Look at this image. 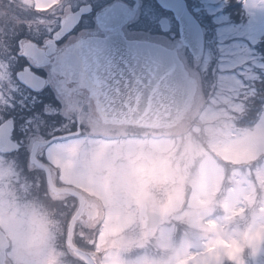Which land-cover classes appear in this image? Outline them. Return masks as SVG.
Segmentation results:
<instances>
[{
	"label": "rangeland",
	"instance_id": "rangeland-1",
	"mask_svg": "<svg viewBox=\"0 0 264 264\" xmlns=\"http://www.w3.org/2000/svg\"><path fill=\"white\" fill-rule=\"evenodd\" d=\"M81 1L99 7L110 0ZM186 1L201 18L202 21H199L205 36V50L200 61L194 60L187 46L179 50L180 58L199 84L192 107L178 124L168 130H158L162 131L160 138L94 141L88 146L89 151L97 147L94 153H99L100 165L96 164L94 169L110 171H127L134 167L133 161L144 158L161 145L168 147L176 156L199 150V163L193 166L195 176L193 169H189L184 181L174 184L163 197L172 212L162 215L164 223L154 231L146 228V218L142 213L133 212L123 202H106L100 219V244H111L110 238L115 237L119 249L105 251L96 264H264V103L253 126L237 124L241 115L247 114L248 105L253 103L251 99L264 95V0ZM74 2L0 1V47L17 32L11 29L16 23L27 27L40 25L42 28L57 25L66 11L76 7ZM238 3L241 10L231 13L227 10ZM163 10L165 8L157 0H140L135 30L141 32L135 34L141 37L146 30H159L158 20L166 15ZM7 27L9 30L6 32ZM160 33L159 38L164 42L173 44L181 41L172 30ZM102 126L104 131L115 129ZM126 130L128 127L120 126L115 131ZM210 134L224 137L223 143L220 146L209 145ZM77 145L72 143L62 148ZM123 146H126L124 153L115 151L119 157L112 155L113 148L122 150ZM68 157L65 155L58 161L64 163ZM93 171H80L77 177L73 174L70 181L77 179L76 185L85 189L90 200H101L103 197L92 187L91 181L84 179L86 173L90 175ZM214 192L229 194L220 220L209 218L208 208L205 207ZM241 192L250 193V209ZM150 194L153 197L157 195L155 192ZM29 208H32L31 204ZM29 208H24L22 213L24 222L29 219L25 213H49V209H40V213L35 214ZM249 211L251 223L248 222ZM229 217L242 218L246 226L225 227L224 222ZM10 220L11 232L24 234L21 241L16 237L18 248L12 253L16 262L10 259V264H34L31 246L25 242V233L19 229L20 226H14L13 217ZM52 224L50 233L54 230ZM58 224L56 231L59 234L64 232V227ZM187 226L193 231L185 232ZM176 241L180 242L181 250L175 258L164 255L176 250ZM246 248L249 249L247 253ZM62 257L65 264H76L68 254L62 253ZM46 261L47 257L44 264H47Z\"/></svg>",
	"mask_w": 264,
	"mask_h": 264
},
{
	"label": "flooded vegetation",
	"instance_id": "flooded-vegetation-1",
	"mask_svg": "<svg viewBox=\"0 0 264 264\" xmlns=\"http://www.w3.org/2000/svg\"><path fill=\"white\" fill-rule=\"evenodd\" d=\"M71 1H75L76 7L66 11L57 25L42 28L40 25L27 27L16 23L11 29L14 28L17 32L0 47V127L5 126L4 138L7 140L4 141V151L0 150V171L3 174L0 179V231L9 243L5 264H10V259L16 262L12 256L14 249L18 248L15 240L17 237L21 241L20 238L24 237L20 231L19 234L11 232L10 217L14 219V226H20L19 229L23 231L22 213L30 204L32 208L29 209L35 214L40 213V209H49L47 215L53 222L54 230L49 234L48 248L45 251L47 264H65L62 253L68 254L76 264H88L87 260L96 264L99 258H103L105 251L119 249L115 237L110 238L111 244H100L101 218L97 216L99 222L95 227L89 225L91 200L85 189L76 185L78 180L70 181L73 179L70 176L76 174L77 177L80 171L95 170V165H100L99 153H94L97 147L89 151L88 145L91 142L118 139L147 141L154 137L160 138L162 131L158 130L172 127H142L107 118L105 105L115 104L119 97L111 85H108L111 89L106 90L105 83L111 84L117 77L112 74L104 77V66L101 64L98 65L96 74L92 67L84 63L83 55L86 54L90 39L116 36L174 51L178 46L181 47L180 41L172 44L159 38L160 32L171 31L170 17L173 13L165 8L163 11L167 16L158 20L159 30H146L140 37L135 34L141 32L135 30L140 0H110L99 7L91 4L92 13L82 16L71 32L60 37L58 31L61 20L89 4L81 0ZM115 3H122L125 17L124 25L118 32L111 30V20L118 12L111 9ZM189 10L191 11L190 8ZM162 18L169 20V32L162 30ZM6 29L7 32L9 27ZM179 50L180 48L177 51L178 58L184 64ZM184 68L188 71L187 76L196 78L185 64ZM96 125H101L100 129ZM102 125L115 129L104 131L101 129L104 127ZM120 126L128 127V130L115 131ZM72 143L78 145L62 148ZM124 147L126 148L123 146L122 150L113 148L112 155L116 156L115 151L124 153ZM65 155L69 157L64 163L58 161V158L62 159ZM107 165L111 164L107 162ZM49 176L56 187L80 193L84 203L72 194L54 192L48 185ZM57 209L60 210L59 214ZM25 214L27 218L34 216L32 212ZM76 214L69 239L70 225ZM58 223L64 227V232L59 234L56 231Z\"/></svg>",
	"mask_w": 264,
	"mask_h": 264
},
{
	"label": "water",
	"instance_id": "water-1",
	"mask_svg": "<svg viewBox=\"0 0 264 264\" xmlns=\"http://www.w3.org/2000/svg\"><path fill=\"white\" fill-rule=\"evenodd\" d=\"M164 8L169 7L174 0H157ZM138 4V3H137ZM186 10H189L184 0ZM122 3H115L111 9L118 10L123 15ZM92 5H84L78 11L66 15L61 20V27L58 31L60 37L71 32L80 22L82 16L92 13ZM196 20L198 29V42L193 47L187 40L182 38L181 47L187 46L196 62L200 61L205 50V36L201 23ZM160 26L164 32L170 31V23L167 18L160 20ZM178 46V49L181 48ZM178 49L171 51L160 46L138 41H128L123 36L109 37L105 39H90L86 54L83 55L84 63L95 70L97 74L98 65L104 66L105 75L111 74L117 77L113 83H105L106 90L111 85L116 89L115 94L119 99L115 104H106V117L121 123H134L142 127H163L178 124L192 107L197 92L195 78L188 75L184 64L178 58ZM102 60V62H101ZM111 69V70H110ZM110 70V73L108 72ZM24 80V78H22ZM29 85L27 80L23 81ZM109 105V106H108ZM5 126L0 127V150L4 151L7 141L4 138ZM49 187L57 194H72L84 199L76 190L69 188H58L54 185L51 176L48 177ZM81 204V205H82ZM75 215L69 232V239ZM146 218V217H145ZM163 217L160 216L156 225L146 228L157 230L161 228ZM9 243L5 235L0 231V264H5L6 249Z\"/></svg>",
	"mask_w": 264,
	"mask_h": 264
},
{
	"label": "clouds",
	"instance_id": "clouds-1",
	"mask_svg": "<svg viewBox=\"0 0 264 264\" xmlns=\"http://www.w3.org/2000/svg\"><path fill=\"white\" fill-rule=\"evenodd\" d=\"M223 140L224 137L220 135L210 134L207 143L220 146ZM200 157L201 151L199 150L176 156L168 147L161 145L151 150L144 158L133 161L134 167H130L127 171L97 169L90 175L86 173L85 181H91L92 187L103 197L101 200L90 201L92 214L89 217V225L95 227V224L99 222L97 216L103 217L106 202H123L130 206L133 212L142 213L147 218L149 227L155 226L160 216L172 212L169 203L163 197L167 195L174 184L184 181L189 169H193V176H195L193 166L199 163ZM151 192H155L157 195L153 197ZM228 195V193L221 195L214 192L209 197L205 204V207L208 208L209 218L220 220V217L224 215V201ZM241 195L248 201L250 209L252 207L249 200L250 193L241 192ZM247 215L248 222L251 223V212L249 211ZM52 223L47 214H36L23 224L25 242L31 246L34 264H44V253L48 247ZM224 224L227 228L236 226L244 228L246 226L240 217H229V220ZM184 231L191 232L193 229L187 226ZM203 235H207V233ZM180 250V242L176 241V250L164 253V255L174 259ZM248 251L249 249L246 248L245 252Z\"/></svg>",
	"mask_w": 264,
	"mask_h": 264
},
{
	"label": "snow or ice",
	"instance_id": "snow-or-ice-1",
	"mask_svg": "<svg viewBox=\"0 0 264 264\" xmlns=\"http://www.w3.org/2000/svg\"><path fill=\"white\" fill-rule=\"evenodd\" d=\"M169 7L173 10V15L170 17V21L172 22L171 30L176 37L187 40L195 47L199 36L198 29L196 28V20L190 14V10H186L184 0H174ZM123 25L124 19L117 12L111 20V30L118 32Z\"/></svg>",
	"mask_w": 264,
	"mask_h": 264
},
{
	"label": "trees",
	"instance_id": "trees-1",
	"mask_svg": "<svg viewBox=\"0 0 264 264\" xmlns=\"http://www.w3.org/2000/svg\"><path fill=\"white\" fill-rule=\"evenodd\" d=\"M239 5H240V3H238V5L236 4V6H234V7H231L233 9H231L229 7V8H227V10L230 13L236 12L237 10H241V8H240L241 6H239ZM191 11L197 17L198 20L202 21L196 12H193V10H191ZM233 17L236 18V16H233ZM262 89H264V87ZM251 101L253 103L248 105L250 108H249L247 114L241 115V117L239 118V120L237 122V124H239V126L242 125V126H248L249 127V126H253L257 122L256 117H257V115H259V113H261L262 106H263L262 103H264V95H262L260 98L254 97L251 99Z\"/></svg>",
	"mask_w": 264,
	"mask_h": 264
}]
</instances>
